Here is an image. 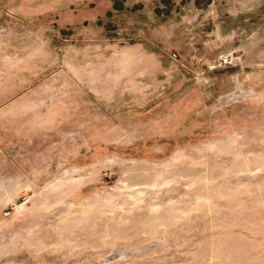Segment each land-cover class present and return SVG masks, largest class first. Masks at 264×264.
<instances>
[{"label": "rangeland", "instance_id": "374dc122", "mask_svg": "<svg viewBox=\"0 0 264 264\" xmlns=\"http://www.w3.org/2000/svg\"><path fill=\"white\" fill-rule=\"evenodd\" d=\"M0 264H264V0H0Z\"/></svg>", "mask_w": 264, "mask_h": 264}]
</instances>
